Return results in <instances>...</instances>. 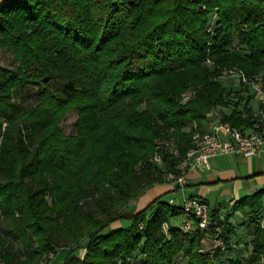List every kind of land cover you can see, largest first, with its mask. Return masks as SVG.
I'll return each mask as SVG.
<instances>
[{
	"label": "trees",
	"instance_id": "16d2710c",
	"mask_svg": "<svg viewBox=\"0 0 264 264\" xmlns=\"http://www.w3.org/2000/svg\"><path fill=\"white\" fill-rule=\"evenodd\" d=\"M234 37L246 53L232 50ZM0 49L17 61L0 64V264H48L61 249L67 264L82 246L79 264H176L178 256L182 264H264L260 225L253 257L233 259L226 217L213 213L217 223L184 231L169 221L181 204L157 196L138 211L126 206L175 169L189 148L187 123L202 131L214 108L221 122L252 124L245 84L230 113H218L231 87L220 73L260 74L264 87V0H0ZM186 87L194 94L182 102ZM29 89L37 101L23 107L15 96ZM71 109L69 134L60 122ZM170 126L179 155L164 150L162 163L136 173ZM263 195L264 187L234 205L255 213ZM123 218L130 223L112 226ZM216 224L226 251L203 248Z\"/></svg>",
	"mask_w": 264,
	"mask_h": 264
},
{
	"label": "crops",
	"instance_id": "0c3cea01",
	"mask_svg": "<svg viewBox=\"0 0 264 264\" xmlns=\"http://www.w3.org/2000/svg\"><path fill=\"white\" fill-rule=\"evenodd\" d=\"M229 82L231 88L240 86L235 78ZM252 99L251 96L247 105L254 112L261 101L255 98V102L252 103ZM233 102L229 101V105L226 106H218V113H230ZM218 121L220 120L217 115L212 122L207 121L203 124L202 131L209 130L211 124ZM190 128H196V123L192 121L185 125V130ZM244 129L248 130L250 126H244ZM208 161L209 168H187L184 174V183L180 187L169 182L166 178L146 186L133 200V207L135 211H138L153 198L157 196L161 198L163 193L169 191H175V194L174 198L169 197L168 202L177 205L182 204L183 199L190 195L203 198L208 202L215 216L226 217L234 229L230 235L231 247L227 256L236 259L242 256L240 253L242 248L245 252L251 251L249 241L253 235V228L257 225L264 227V195L261 197L262 201L255 213L247 205L243 207L234 205L241 197L250 195L264 187V151L251 155L233 152L217 154L211 156ZM178 216L180 215L171 217L170 223L179 224ZM202 242L205 250H213L215 247L210 235H205ZM177 258L182 257L178 256Z\"/></svg>",
	"mask_w": 264,
	"mask_h": 264
},
{
	"label": "built area",
	"instance_id": "2783aa9c",
	"mask_svg": "<svg viewBox=\"0 0 264 264\" xmlns=\"http://www.w3.org/2000/svg\"><path fill=\"white\" fill-rule=\"evenodd\" d=\"M211 30V27H208ZM207 60H209L207 58ZM222 78H235L238 82L247 84L250 87L252 97L260 101L264 100V87L259 77L248 78L242 71L235 67L225 68L221 71ZM193 89H188L182 93L181 101L184 102L193 96ZM256 116L250 126V129H240L231 125L229 122H214L207 131L192 130L189 133L188 147L175 169L165 171L164 178L180 186L184 183V174L187 168H209V159L211 156L223 153L233 152L242 155H251L264 151V111L258 106ZM175 138H161L156 140L155 150L151 156V163H162L163 151H168L173 155H179V148L175 145ZM181 206L183 212L179 226L184 231H193L195 229H206L210 224L217 223L212 209L203 198L195 195L187 196L183 199ZM218 219H223L218 217ZM141 227V225H140ZM163 231L167 234L169 225L166 221L161 224ZM214 246L226 251L220 235L219 225L214 226V234L211 237ZM223 264H229L225 261Z\"/></svg>",
	"mask_w": 264,
	"mask_h": 264
},
{
	"label": "rangeland",
	"instance_id": "374dc122",
	"mask_svg": "<svg viewBox=\"0 0 264 264\" xmlns=\"http://www.w3.org/2000/svg\"><path fill=\"white\" fill-rule=\"evenodd\" d=\"M121 1L128 2L129 0H121ZM216 20H217V15H216L215 11H212V12L208 13V21H209L210 25L213 22H215ZM231 48H232V50L237 51L239 53H246L247 52V49L244 46H240V45H238L236 43V38L235 37L233 39V43H232ZM209 62L210 61L207 60L208 64H209ZM0 64L4 65V66L11 67V66H15L17 64V61L13 57V54L11 53L10 50H8V49H0ZM258 76H260V74ZM258 76H256V77H258ZM229 79L231 80V78H229ZM239 83H240V86L244 85V83H241V82H239ZM245 85H247V84H245ZM188 89L190 90V88L186 87V88H184L181 91L180 96H179L180 100L182 99V93L184 91L188 90ZM229 90L230 91H228V98H229L230 102H233L236 99V96H237V93H236L237 88L229 87ZM15 98L20 100V102L22 103L23 107L31 106L37 101V98L33 94L32 89L21 91L20 97L19 96H15ZM254 99L255 98L253 97L252 103L255 102ZM257 107L258 106H256V108ZM256 108H255V110H256ZM254 113L256 114V111H254ZM75 119H76V110L75 109H71L68 112H65V115H64V117L62 118V120L60 122V124H61L60 128L65 133H69V134L74 133L75 132ZM183 129L185 130V126L183 127ZM195 129L196 128H190V129H187L185 131L186 132H190V131L195 130ZM175 131H176L175 126L168 127L166 129V131H165V135L155 138L154 142L156 143V140H159L161 138H173V139L175 138L176 143H177V137L175 136ZM175 145L177 146V144H175ZM152 155H153V153L152 154L150 153V155L147 158L137 162V164L135 165L136 173L141 172L144 169V167H148V166L152 165V163H151L152 161L150 160ZM174 194H175V191L174 192L173 191L165 192V193H163L161 195V198L165 199V200H168L169 197L174 198ZM133 200H134V198H131V199L128 200V203L126 205L128 209L134 208L133 207V204H134ZM177 219H181V217L178 216ZM129 223H130V219H124L123 218V219H117V220L113 221V223H111V224H112V226L115 227V226H126ZM165 235H166V237H168L169 233H167V234L165 233ZM84 248H85L84 246L77 248L74 251V253H72V255H75V256L72 257V259L67 264H79V260H80V258H82L83 254L85 252ZM240 253H242V256L240 258H245V257L252 258L253 257L252 251L245 252L243 248H242V251ZM64 254H65V249H61V250H58V251L50 254L49 255L50 261H49L48 264H60ZM182 260H183L182 258H180V259L176 258V264H182Z\"/></svg>",
	"mask_w": 264,
	"mask_h": 264
},
{
	"label": "water",
	"instance_id": "95a60500",
	"mask_svg": "<svg viewBox=\"0 0 264 264\" xmlns=\"http://www.w3.org/2000/svg\"><path fill=\"white\" fill-rule=\"evenodd\" d=\"M217 117V111L212 108L209 113H207V121L212 122ZM203 249H200V252H202Z\"/></svg>",
	"mask_w": 264,
	"mask_h": 264
}]
</instances>
